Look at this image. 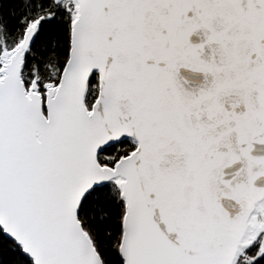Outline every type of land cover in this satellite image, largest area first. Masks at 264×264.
<instances>
[{"label":"snow or ice","instance_id":"obj_1","mask_svg":"<svg viewBox=\"0 0 264 264\" xmlns=\"http://www.w3.org/2000/svg\"><path fill=\"white\" fill-rule=\"evenodd\" d=\"M0 264H264V0H0Z\"/></svg>","mask_w":264,"mask_h":264},{"label":"water","instance_id":"obj_2","mask_svg":"<svg viewBox=\"0 0 264 264\" xmlns=\"http://www.w3.org/2000/svg\"><path fill=\"white\" fill-rule=\"evenodd\" d=\"M193 40L195 41L196 38L194 37ZM181 76L186 78V79H188V80H190V81H198V80L202 79V77H199V76H196L194 74H191V73H189V72H187L185 70L181 71ZM258 184H259V182H258Z\"/></svg>","mask_w":264,"mask_h":264}]
</instances>
